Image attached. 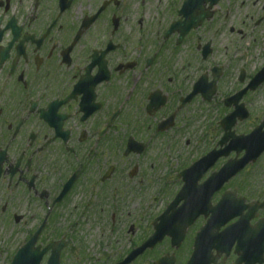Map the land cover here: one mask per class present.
Instances as JSON below:
<instances>
[{
	"label": "flooded vegetation",
	"instance_id": "flooded-vegetation-1",
	"mask_svg": "<svg viewBox=\"0 0 264 264\" xmlns=\"http://www.w3.org/2000/svg\"><path fill=\"white\" fill-rule=\"evenodd\" d=\"M186 1L0 0V264L37 231L40 242L64 231L70 214L79 218L67 229L98 218L100 240L64 264H120L154 234L164 210L141 209L144 219L130 222L131 210L106 209L105 201H116L121 187L133 192L134 181L163 167L166 149H178L192 113L206 104L194 94L197 82L217 83L216 105L259 78L240 103L264 99V0H217L208 20L181 39L173 26ZM257 117L237 122L236 134L250 133ZM130 143L139 147L126 154ZM257 166L226 185L244 200L241 217L262 202L264 186L256 191L254 182L264 180V165ZM167 178L168 171L159 177ZM224 193L213 195L212 207ZM257 208L229 236L241 217L206 236L211 215L183 217L182 240L166 235L132 264H188L194 253L195 264H264Z\"/></svg>",
	"mask_w": 264,
	"mask_h": 264
},
{
	"label": "rangeland",
	"instance_id": "rangeland-1",
	"mask_svg": "<svg viewBox=\"0 0 264 264\" xmlns=\"http://www.w3.org/2000/svg\"><path fill=\"white\" fill-rule=\"evenodd\" d=\"M262 96L263 93H261L260 98L252 103L255 112L258 111L257 108L264 109V99L261 98ZM190 109L194 110V107ZM221 114L222 112L219 111L215 112L213 115H210L209 113L207 114L205 112H201V108H198L197 106L189 120L192 122L193 118L195 120L200 118L201 119L195 123L196 126H192V130H185L184 134L180 137L182 141H180L181 143L179 142L178 149L172 147L164 151V161L162 163L163 167L161 169L159 166L153 167L152 171L148 174V176L143 180L142 183H138V180L134 181L135 183H132L133 192L126 191L123 189V187H121L122 189L120 196H118L116 201H111L112 199H108L105 201L106 209H110L112 208V206H115L120 208L121 210H126V212H128V210H131L132 215L127 216L130 222L144 217L143 215H139L141 213V209H147L149 210L147 211L148 213L150 212L151 214H156L162 207L160 206L162 203V201L160 202V197L165 192V186L167 185L163 184L165 181L161 182L159 177L165 175L167 171L173 172L172 175L175 177L177 175V172L181 170V167H187L194 159L203 154L208 148L212 146L216 137L219 135L218 121L221 117ZM217 115L219 117L216 119V121H210L211 117H216ZM187 140L190 141V145H187ZM195 144L198 147V153H195V150H193V146ZM263 162L264 159L261 160L254 172L261 171V166L264 165ZM248 175L249 174L245 175V177ZM242 180L243 179H241L240 181ZM254 183L256 191H258L260 187L264 186V180H258L257 183L255 180ZM112 202L115 203L113 204ZM80 212L82 211L80 210ZM69 217L70 218L68 219L66 229L64 231L61 230L56 232V236H58V238H61V236L67 235L68 240L72 239L70 250H67L68 258L71 260L70 257L72 256L73 258L77 257L78 259H80V257L82 256L79 255H81L83 244H85V246L87 247L86 249L89 251L90 247L92 246L91 244L96 242L97 240H100V228L98 227L97 220L98 218H95L92 215H88L85 217V221L79 227L78 231L70 232V229H67L69 227V223H74L79 218V215L70 214ZM52 237H54V233L50 235L48 234V236H46L44 240L50 239ZM96 249L97 248H91L89 255L95 254Z\"/></svg>",
	"mask_w": 264,
	"mask_h": 264
},
{
	"label": "water",
	"instance_id": "water-1",
	"mask_svg": "<svg viewBox=\"0 0 264 264\" xmlns=\"http://www.w3.org/2000/svg\"><path fill=\"white\" fill-rule=\"evenodd\" d=\"M62 248H63V247H62V244H60V245L57 247V256L60 255V251H61Z\"/></svg>",
	"mask_w": 264,
	"mask_h": 264
}]
</instances>
